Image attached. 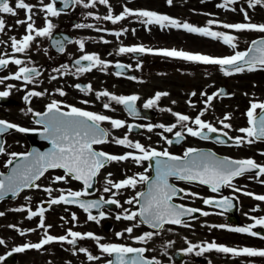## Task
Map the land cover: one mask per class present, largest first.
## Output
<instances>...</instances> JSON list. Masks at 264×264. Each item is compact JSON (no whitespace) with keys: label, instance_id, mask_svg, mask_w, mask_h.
Instances as JSON below:
<instances>
[{"label":"flooded vegetation","instance_id":"obj_1","mask_svg":"<svg viewBox=\"0 0 264 264\" xmlns=\"http://www.w3.org/2000/svg\"><path fill=\"white\" fill-rule=\"evenodd\" d=\"M26 3L36 5L33 9L35 25L37 28L44 26L43 12L39 11V0H25ZM44 4L50 2V0H43ZM10 4L14 6V0H10ZM185 7L182 9V5ZM109 7L112 10L113 15H119L122 13L124 7L131 10H150L155 11L158 14H165L172 18H176L181 22H188L193 26L197 27H208V20H216L217 13L214 9V3L211 8L203 9L202 0H173L172 5H168L166 0H109V5H102L97 3L95 7L88 9H72L68 11H62L58 17H49L53 28L52 37H37L31 44L30 48L26 53L14 54L16 58L24 59L28 67H35L40 75L35 77V82L32 84L25 85L22 81L16 80H5L0 83V91H9V96L0 98V119L9 121L17 124L21 127L35 128L40 130L43 128L42 125L37 124L34 120L32 113H28L27 109L31 108L34 112L43 113L46 111V105L51 103L53 100L61 102L62 111H67L63 105H71L81 108L85 111H90L98 114H103L114 119H120L125 121L126 125H133L131 131L128 130L127 126L121 129H112L109 122H102L101 125L110 130L116 132L118 138H122L127 135L128 138L132 137L133 142H140L146 147L155 148L158 151H163L168 145L164 139L161 138V134L168 139L176 131H181V127L178 125L172 133H166L161 128L154 127L153 131L149 132L147 126L164 124L166 126L176 123L175 117L168 111H161V109H171L173 112L188 115L192 118L202 110H198V105L195 103L194 110H189L186 104L183 102L173 103V97L170 98V93L179 96L178 99H186L190 95H181L175 88L184 87L180 85V80L183 77L193 76L194 82L192 88L202 90V76L211 80L217 78L218 74H214L216 68L214 65H209L212 71H208L207 65L203 68L204 64L197 62L185 61L177 58L163 57L159 55H153L149 53H125L118 54L117 52L107 53V58L100 57L102 60L109 63V67L101 70L100 68H94L91 72L83 73L80 75H62L63 72L68 71L69 73L75 72L74 61L81 55L98 54L100 49L104 45H110L112 42L118 43L119 46H139L143 45L146 48L152 49H177L187 51L190 53L202 54L215 53L218 54L216 48L217 41L208 37L204 39L203 36L198 34L188 33L182 29H160L157 25H144L140 22V18L137 17H126L124 20L119 21L116 24L111 23L103 19L96 20L95 16L103 17L108 14ZM176 7V8H172ZM185 11V12H182ZM88 13H92L89 16ZM210 14V15H209ZM77 16V17H76ZM0 18H3L6 22V28L4 33H0V41L6 43H0V56L9 58L13 55V51L10 46V37L15 36L20 39L25 33V25H16L17 19H25V11L18 10V15L13 17L8 14H0ZM101 22L100 25H94L93 28H76V24H91L95 22ZM205 22V25H203ZM106 29L107 31H96L95 28ZM128 29V31L117 38L114 35L109 34L110 32L121 31ZM133 29L135 32L133 33ZM211 30L218 31V25H211ZM67 34L74 37V41L83 39L85 41L84 51L81 52L78 44L70 42L68 36L56 37L57 34ZM67 39H64V38ZM53 39H62L64 42V51L59 52L57 48L52 44ZM103 40L109 41V43H103ZM113 60V61H111ZM117 63L126 65V69H129L128 74L124 75L121 73L120 76L115 75L114 67ZM82 64L86 65V62ZM140 67H137V65ZM67 65V68L62 66ZM61 69L60 72L54 71L55 69ZM17 71V66L9 65L0 70V77H5L13 74ZM122 72V71H121ZM51 76H56L57 79H50ZM134 77L135 79H129ZM75 80L77 82L84 81L86 86L91 84L92 93L85 94L84 92L79 93L75 90ZM212 82V81H211ZM8 85H12L11 89ZM213 85V82L210 83ZM57 89H62L66 95L60 96ZM217 89L216 86H211L209 92L213 93ZM40 91L46 92L42 97H32L30 102H25L23 97L28 91ZM108 91L114 95H137L139 99L135 103L136 115H130L123 105L117 104L114 101H110L107 97H102L97 100L95 93L98 91ZM196 91V90H195ZM157 92H166L167 96L161 97L156 105L151 108H145L144 104L148 99L153 98ZM198 93V91H196ZM231 97V96H230ZM194 101H197L199 97L196 95L193 97ZM229 103L223 104L221 109H218V105L214 110H210L211 106L207 109L202 120L212 123L218 129L222 128L218 118L224 113L230 114L231 119L226 121L231 124L230 129H223V131L230 134L231 137L242 136L237 130L241 127H249L247 122L246 109L244 105L242 109L236 110V99L234 97ZM87 100L89 103L84 104L81 101ZM104 103H109L111 109L108 110L103 107ZM210 110V111H209ZM189 126L195 127L191 123ZM22 135L23 137H21ZM16 136H19L21 143L26 147V136L23 133L14 131L9 133L4 138V146L8 145V140H11L14 145L9 148L11 153H21L25 149L20 144L15 142ZM200 142H199V141ZM42 145L44 143L42 142ZM182 147L174 148L173 146L166 149L173 155L183 156V153L188 148L197 147H210L215 150L218 154L234 158V159H253L258 164L264 165V142L255 141L252 144H243L242 146H235L234 143H217L214 141L203 140L198 137L188 136L184 133V141ZM123 146H118L113 142L98 145L97 148L100 151H104L110 154H124L122 151ZM17 148V149H16ZM22 150V151H21ZM10 157L8 153L0 154V160H8ZM150 161H143L140 164L134 163L132 160L123 162H113L104 167L99 174L97 192L95 195L89 196H104L105 199L110 197V193H104L101 188V178H106L109 173L113 177H123L130 173L135 175L139 173L150 176L152 170L149 166ZM147 169V171H146ZM53 172V171H52ZM260 180H264V176L259 178L254 177V173L245 174L244 176L237 178L233 181L232 187H223V190L218 193H213L207 187L202 185L190 184L186 182H180V187L198 193L199 197L220 199L222 197H229L232 199L234 208L223 214H217L221 210L214 206H208L203 203V200L195 197H184V199H175L179 204L190 206L193 208L201 209L210 213L209 216H200L198 218H192L186 220L189 226L172 225L165 227L159 235L153 237V239L147 244L134 243L128 234H125L122 238H117L116 233L122 231L124 228L130 226L132 222L115 219L116 214L122 213L123 209L137 210L138 206L124 204V201L135 195L136 192L142 191L145 188V184H138L135 189H123L121 193L115 198L118 199L123 208H117L115 205H110V208H103L108 218L100 221L99 224L88 221L87 213L82 209L78 213V217L83 222L76 229L72 228L73 231L78 229L85 230V233L92 232L102 239L100 243H118L127 244L133 247H146L149 249L145 253L148 258H155L162 263L168 264H213L212 260L208 255H219L221 258L226 260L227 264H264V257H232L231 254L217 253L215 251L203 253L197 256L195 253L198 249H194L192 253H186L185 250L189 244L184 242L183 248L173 250L166 254L165 244L169 245V242L174 241L175 231L179 233L183 231L186 236L192 238L191 244H202L205 242L216 241L218 244H223L229 247H252L256 249H264V239H260L259 236L253 237L247 234L232 233L227 231V227H242L254 223L250 217H264V201H257L250 196L243 195V191L252 192L257 195H264V184L260 183ZM70 184L69 182H67ZM234 188H241V192H236ZM35 195H29V191L22 193L21 197L26 200V204L30 203V208L36 210L41 196V189H32ZM69 190V189H68ZM59 196V195H58ZM54 196V197H58ZM31 198L30 200L27 198ZM20 198V197H19ZM46 208L47 204H44ZM70 208H62V213L65 215L72 214L75 205H67ZM258 209L252 211V209ZM54 214L60 213L57 205L51 206L48 211ZM98 215L96 211L92 213ZM26 217V216H25ZM25 217L5 216L0 218V238L5 240L4 245H0V256H5L6 259L2 264H105L108 259L107 256H102L99 261H88L84 253H77L73 255V247H85L93 255H102L99 251V247L95 241L86 239L78 241L76 246L69 245L67 243L54 242L49 245H45L42 249H28L21 253H12L7 255L14 247L22 246L25 243H37L43 236V229H37L35 232H28L24 236H20L19 233L9 227V225H16L20 229H32L36 228L39 222V218H33V220H27ZM139 219V218H138ZM139 221V220H138ZM70 222L71 217H70ZM45 224L51 225L48 230L49 234L53 236H61L67 233V230L58 226L57 222L45 218ZM226 225V228H211L208 225ZM143 225V224H142ZM144 226V225H143ZM261 235H263L264 228L257 227L253 229ZM153 231L145 226L144 230L140 227L135 228L132 236H138L145 232ZM80 232V231H78ZM83 233V232H81ZM177 252H179L177 254Z\"/></svg>","mask_w":264,"mask_h":264},{"label":"snow or ice","instance_id":"obj_2","mask_svg":"<svg viewBox=\"0 0 264 264\" xmlns=\"http://www.w3.org/2000/svg\"><path fill=\"white\" fill-rule=\"evenodd\" d=\"M168 5H172L173 0H166ZM203 2V0H202ZM63 5L62 9L57 8L56 0H50L49 3L44 4L43 0H39V11L45 14L44 26L37 28L35 20L33 19V9L36 5L26 3L25 0H14V6L10 4V0H0V14H8L10 16H17L18 10L25 11V19H17L16 25H25V33L20 39L15 36L10 37V46L13 51V55L9 58L0 56V70L9 66H17V71L5 77H0V83L5 80L22 81L25 85L35 82V77L40 75V72L35 67H28L24 59L16 58V53H26L30 48L32 42L37 37H52L53 28L55 27L49 17H58L64 9H68L72 6H82L85 9L93 8L97 3L102 5H109V0H61ZM239 0H223L222 3H218L216 7L225 9L228 11H236L235 7L229 8V5H236ZM247 7L249 9L256 6H264V0H246ZM239 11L243 14L244 20L249 21L247 23H220L216 20H208V27L193 26L188 22H181L176 18H172L165 14H158L155 11L150 10H131L124 7L122 13L119 15H113L112 10L109 7L107 15L100 17L95 16L96 20H106L113 24L124 20L126 17L140 18V22L144 25H157L160 29H182L188 33L198 34L203 37H210L213 40H219L223 44L229 46L232 49L237 48V37L232 34H227L222 31L211 30V25L218 24L224 29L233 30L235 32L243 31H256L264 33V23L255 24L250 22L247 10L241 7ZM92 16V13H88ZM210 15V14H209ZM76 28H93L91 24H76ZM6 28V22L3 18H0V33H4ZM96 31H107L106 29L95 28ZM128 29L121 31L110 32L109 34L119 38L124 35ZM133 33L135 29L132 30ZM64 39H67L66 37ZM78 44L81 52L84 51L85 41L83 39L70 41ZM0 43H6L0 41ZM103 43H109L107 40H103ZM52 44L57 48L59 52L64 51V42L62 39H53ZM125 53H149L153 55H159L169 58H177L190 62H197L204 65H217L220 71L225 76H231L234 73H243L245 70L252 72L258 68L264 69V39L255 40L251 42V46L245 51H235L234 54L224 57H213L204 54H194L187 51L177 49H152L146 48L143 45L139 46H121L118 49V54ZM82 62H87L86 65ZM75 72L69 73L65 71L62 75H80L83 73L91 72L94 68H100L101 70L109 67V63L102 60L98 54L85 53L74 61ZM67 68V65L62 66ZM118 69L123 70L126 65L117 63L115 65ZM137 67H140L138 64ZM54 71L60 72L61 69H55ZM120 76L121 72L115 73ZM50 79H57L56 76H51ZM129 79H135L129 77ZM13 86L8 85L11 89ZM76 89L85 94L92 93L93 89L91 84L86 87L80 84L74 85ZM60 96H65L66 93L62 89L56 90ZM9 91H0V98L9 96ZM46 92L40 91H28L23 97L25 102H30L32 97H42ZM223 89L208 95L205 92H201V96L206 97L204 104V110L200 111L195 118L188 115L173 112L171 109H161V111L170 112L176 120V123L171 125H151L147 126L149 132L153 131L154 127L163 129L166 133H172L174 129L181 127V131H176L175 142L179 143L184 138V133L188 136L198 137L203 140L209 139V134L219 133L220 136L227 137L228 140H234V145L239 147L243 144H252L256 140H264V102H250V107L246 112L247 122L249 127H241L237 131L242 133V136L235 138L228 136V133L223 129H230L231 124L226 121L231 119L230 114H225L219 123L222 128L218 129L212 123L206 122L201 119L207 111L208 106L212 101L223 95ZM166 92H157L153 98L147 100L144 104L145 108H151L158 103L163 96H167ZM195 96L196 93H191ZM96 99L99 100L102 97H107L110 101H114L117 104L123 105L130 115H136L135 103L139 99L137 95H114L108 91H98L95 93ZM81 103L87 104L89 101L83 100ZM175 103V101H173ZM190 107H195L191 101L188 102ZM67 111H62V104L56 100L46 105V111L43 113L34 112L31 108L27 109L28 113H32L33 116L39 117L36 121L37 124L43 126L41 135L44 139L48 140L51 144V148L46 152H37L33 150L28 153H9V159L6 161V167L13 165L14 161H19L14 167H12L9 174L5 175L0 173V200L8 193L13 196L18 195L23 189L40 186L35 182L38 181L46 172L50 169H62L63 176H55L53 183L60 181L67 182V178H71L75 181H80L83 184V190L73 191L71 189L59 190L60 195L58 197H52L51 193L53 189L46 187L43 189L49 195L47 201H42L36 208L32 210L30 207H18L12 209L15 212H26V219L33 220L38 217L39 222L36 228L32 229H20L16 225H9L14 228L20 236L26 235L28 232H35L37 229H43V236L37 243H25L22 246L14 247L12 253H21L28 249L40 250L45 245L52 244L54 242L67 243L72 246H76L78 241L92 240L95 241L99 247V251L102 255H93L85 247L75 248L73 255L77 253H84L88 261H99L102 256H107L105 264H161V262L155 258L146 257L145 253L149 251L146 247H133L127 244L118 243H100L101 237L95 235L92 232L81 233L68 229L65 235L53 236L49 234L51 225L45 224V213L53 205H75L81 208L87 213V220L93 221L97 224L101 220L108 218L103 208L106 205H115L117 208H123L121 202L115 197L121 193L123 189H135L138 184H145L146 191L136 192L134 196L126 199L124 204L136 205L137 210L123 209L122 213H118L115 216L117 221L124 220L133 222L130 226L124 228L122 231L116 233V237L122 238L125 234L137 244H147L154 236L159 235L164 229L165 225H180L189 226L185 220L186 217H193L194 213L199 212L202 216H209L210 213L202 211L198 208L187 207L183 204L174 203V199H184V197H195L203 200V203L208 206H214L221 211L217 214H223L231 211L234 208V204L231 198L222 197L220 199L203 198L199 197L198 193H194L183 188H178L174 184L170 183V178H175L180 181L188 183H198L199 185L207 186L211 192L218 193L222 187H232L233 181L237 178L244 176L247 173H254L255 178L264 176V165L258 164L253 159H239L234 160L227 157L219 158L212 152H202L195 148H188L184 151L183 156L173 155L166 149L158 151L155 148L146 147L140 142H133L127 135L122 138L112 137L113 143L118 146H123L126 149H133L134 151L126 152L124 154H110L104 151H97L95 145H101L109 143V131L100 127L102 122H109L112 129H121L127 126L128 130L133 129V125H126L125 121L120 119H114L109 116L98 114L90 111L82 110L81 108L63 105ZM103 107L108 110L111 109L109 103H104ZM259 110V113L257 112ZM195 125V127L189 126V124ZM9 130H15L20 133H28L35 131L34 129H28L21 127L17 124L0 119V136ZM206 130V131H205ZM217 136V142L224 144L225 140L220 139ZM161 138L169 145L173 143L172 139H168L161 134ZM5 146L3 142H0V154H5ZM264 155V153H261ZM132 160L136 164H140L143 161H154L155 176L150 177L146 174L139 173L131 177H126L120 181H113L110 178L105 179L104 193H110V197L105 199L104 196H100L98 199L85 200L82 197L90 195L89 189L93 187L95 178L99 175L101 169L113 162H123ZM152 166L150 165V168ZM147 171V169H146ZM112 174L109 173L110 177ZM260 183L264 184V180H260ZM236 192H241V188H234ZM182 194V195H181ZM245 196H250L257 201H264V195H257L252 192L243 191ZM27 199H31L30 197ZM44 204H47L46 208ZM98 210V215H93L92 210ZM254 208L252 211H257ZM4 212H0V217L4 216ZM139 218V223H136ZM64 220V217H61ZM78 218L75 213L71 214V221H76ZM254 223L242 227H227V231L232 233L247 234L249 236H259L260 239H264V235H261L253 229L260 227L264 228V217L256 218L250 217ZM68 222V221H65ZM141 224L147 225L153 231L145 232L138 236H132L135 228H138ZM211 228H226V225H208ZM170 243V242H169ZM5 240L0 238V245H4ZM194 249L196 255H202L203 253L215 251L217 253L231 254L232 257H264V249H256L252 247H229L223 244H218L216 241L205 242L202 244H191L183 250L186 253H192ZM6 259L5 256H0V264ZM210 264V262H209Z\"/></svg>","mask_w":264,"mask_h":264},{"label":"rangeland","instance_id":"obj_3","mask_svg":"<svg viewBox=\"0 0 264 264\" xmlns=\"http://www.w3.org/2000/svg\"><path fill=\"white\" fill-rule=\"evenodd\" d=\"M212 2V0H203V2H202V4H203V9H205L206 7H209L210 8V6H211V2ZM213 2H217V4L218 3H222L223 2V0H213ZM182 5V9H184V7H185V5L184 4H181ZM231 7H235L236 8V11L235 12H233V11H228V10H225V9H221V8H218V7H216V5H215V11H216V13H217V18H218V21L222 24V23H247V22H249V21H245L244 20V16H243V14L239 11V9L241 8V7H243V8H245V10H247V12H248V16L250 17V22L251 23H255V24H262V23H264V6H256L255 8H251V9H249L248 7H247V3H246V0H239V3L238 4H236V5H229V8H231ZM172 8H176V7H172ZM182 12H185V11H182ZM98 24V22H95L94 24H93V26L94 25H97ZM226 33V32H225ZM257 34L259 35V34H263V33H260V32H256V31H243V32H235L234 33V35L237 37V41H236V43H237V48L236 49H234L233 51L235 52V51H243V49L246 47V43H245V41H251L253 38H255L256 36H257ZM218 41V40H217ZM218 46V48L219 49H221V47L222 46H220V45H217ZM116 47L117 46H113V48H114V50L116 49ZM226 49V48H225ZM204 55H206V54H204ZM226 56H229V55H226ZM260 70H264V69H260V68H258L256 71H253V72H257L256 74L258 75V76H254V75H252V76H250V77H248L247 79L246 78H242V79H233V77L232 76H225V80L228 82V81H230V82H228V84H229V86H231L232 88H233V90H234V95L236 96V109H238V104L237 103H239V101H240V99H242L243 100V104H245V102H244V99L247 97V98H249V100H251L252 99V96L253 95H258L259 93H258V90H256L255 92H254V90H252L251 91V88L248 86L249 85V83H256V79L257 78H259V80H260V78H261V80L263 79L264 80V71L263 72H258V71H260ZM253 72H249V71H247V70H245L243 73H240L241 74V76L242 75H244V77H247V76H249V75H247V74H249V73H253ZM218 74L219 75H221V72L219 71L218 72ZM238 75V74H237ZM237 75H235V76H237ZM222 76V75H221ZM184 78H186V77H183V79ZM188 79V77L186 78V80L185 81H188L187 80ZM232 80H234V82H233V84H231L232 83ZM184 80H180V85H183L182 83L183 82H185ZM213 82V80H207V79H204V82L202 83V92H207V89H208V87L210 86V83H212ZM193 84V82L191 83V85ZM193 86V85H192ZM180 87V86H179ZM179 87H176L175 89L176 90H178L179 89ZM263 87V91H264V86H262ZM205 89V90H204ZM193 91H198L199 92V95H198V97L200 98L199 100H198V103L197 104H199V106H200V104H201V102L204 100L203 99V96H201V91H199L198 89H194V87H193V89H192ZM251 91V94H249V92ZM263 91H261V93L263 92ZM182 92V95H184L183 94V91H181ZM171 95V94H170ZM173 97V99L176 101V102H180V101H182V102H184L185 104H188L187 103V99H178V98H176L174 95L172 96ZM244 97V98H243ZM201 98H202V101H201ZM189 100H191L192 99V97H189L188 98ZM233 98H231V99H220V98H218V103H219V105L221 104V106H220V109H221V107L223 106V104H227V103H229L231 100H232ZM255 100V99H254ZM251 100V102H264V100L262 99V100ZM216 102L215 101H213L212 103H211V105H213V107L215 106L214 104H215ZM203 104H204V102H203ZM205 105V104H204ZM189 109H192V108H190V107H188ZM201 109V108H200ZM21 136V135H20ZM114 136L115 137H117L118 138V134L117 133H115L114 134ZM21 137H23V136H21ZM15 142L17 143V144H20L22 147H24L23 145H22V143H21V140H20V138H19V136H16V138H15ZM14 145V143L12 142V144H11V147ZM8 149V148H7ZM17 149V148H16ZM5 164H6V160L4 161V160H0V170L1 169H3V167H5ZM55 177V176H54ZM53 174L51 173V174H49V176L46 178V179H43V180H41V182L39 183V185L40 186H42L43 187V189L44 188H46V186L47 187H50V188H52L53 189V187L51 186V185H53L54 183H53ZM62 185H64V184H62ZM72 185L75 187V189H77V190H81V186H80V184L79 183H77V182H72ZM43 189H42V191H43ZM60 190V189H59ZM47 194V193H46ZM29 195H35V192H29ZM48 195V194H47ZM49 196V195H48ZM45 199H48L47 198V196H41L40 197V201H42V200H45ZM25 203H26V200H24L23 199V197L19 200V201H17V202H2L1 204H0V212H4L5 213V215H7V213L8 212H11L12 211V209H15V208H18V207H27L26 205H25ZM16 206H18V207H16ZM60 210V209H59ZM76 209H74V213L76 214L77 212L75 211ZM25 213L26 212H15V211H12V213H11V215H16V216H18V217H24V216H26L25 215ZM62 214H64V213H62V211L60 210V213L59 214H57V213H53V212H50V213H45V217H47V218H49V219H51V220H53V221H55V222H57L58 224V226H60V227H62V225H64V226H67V227H69V228H73V227H77V225L78 224H80L81 222H78V220H76V221H74L73 222V225L74 226H72V223L70 222V217H68L67 215L65 216V218L66 219H64V220H62L61 219V217H62ZM4 215V216H5ZM65 215V214H64ZM3 217V216H2ZM65 221H68V222H65ZM133 223V222H132ZM137 223V222H136ZM207 225H209V224H207ZM141 229H142V227L141 226H139ZM184 242H186L187 244H189L190 242H192V238H190V237H188V236H186L185 235V233L183 232V231H181L180 233L179 232H177L175 235H174V241L173 242H171V243H169V245H167V244H165L164 246H165V249H164V251H165V253L166 254H169V252H171V251H173V250H176V249H180V248H183V245H184ZM208 257L212 260V263L213 264H227L226 263V260H224L223 258H221L219 255H208Z\"/></svg>","mask_w":264,"mask_h":264},{"label":"water","instance_id":"obj_4","mask_svg":"<svg viewBox=\"0 0 264 264\" xmlns=\"http://www.w3.org/2000/svg\"><path fill=\"white\" fill-rule=\"evenodd\" d=\"M60 1H61V0H60ZM39 134H41V132H39V133H37L35 136H33V138H34L33 143L35 142V140L44 139L43 136H42V135H39ZM39 137H40V138H39ZM37 138H39V139H37ZM44 140H45L46 142H48V144H49L48 147L44 148V150H40V149H38V148L33 147V149H31L29 152H31V151H33V150H36L37 152H46V151H48V150L51 148V144H50V142H49L48 140H46V139H44ZM200 151H202V152H212V151H209V150H200ZM16 163H19V161H14V162H13V165L10 166L9 172L11 171L12 167L15 166ZM8 174H9V173H8ZM94 182H95V180H94ZM94 182H93V184H94ZM8 195H10L11 197H15V196H13L11 193L6 194L4 197H7Z\"/></svg>","mask_w":264,"mask_h":264}]
</instances>
